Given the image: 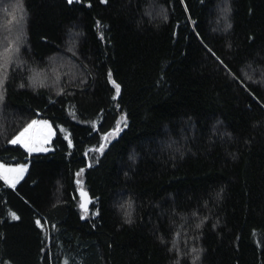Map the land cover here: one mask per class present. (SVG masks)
I'll return each instance as SVG.
<instances>
[{
	"label": "trees",
	"instance_id": "16d2710c",
	"mask_svg": "<svg viewBox=\"0 0 264 264\" xmlns=\"http://www.w3.org/2000/svg\"><path fill=\"white\" fill-rule=\"evenodd\" d=\"M0 94V264H264V0H0Z\"/></svg>",
	"mask_w": 264,
	"mask_h": 264
},
{
	"label": "rangeland",
	"instance_id": "374dc122",
	"mask_svg": "<svg viewBox=\"0 0 264 264\" xmlns=\"http://www.w3.org/2000/svg\"><path fill=\"white\" fill-rule=\"evenodd\" d=\"M33 122L35 123L33 124ZM30 125L31 127H29ZM25 129H27L26 132ZM22 132H24V135L23 137H21L19 144L25 147L29 152H37V151L44 152L49 150L50 141L55 133L54 128L51 125L50 121L43 118L41 119L36 118L32 120L14 138L19 136L20 133ZM0 166H2L0 167V176L6 183L11 185L16 184L18 179L23 177L28 167L27 163L6 164L1 161H0ZM20 168L24 169L22 173L19 171H11V172L5 171V169H20Z\"/></svg>",
	"mask_w": 264,
	"mask_h": 264
},
{
	"label": "snow or ice",
	"instance_id": "6c2138e0",
	"mask_svg": "<svg viewBox=\"0 0 264 264\" xmlns=\"http://www.w3.org/2000/svg\"><path fill=\"white\" fill-rule=\"evenodd\" d=\"M68 2H69V3H72L73 0H68ZM102 2H106V0H102ZM109 79L111 80V72H109ZM112 83L115 85V87H116V91H117V95H118V94H119V85H118V84H115V81H112ZM2 99H3V96H2V94H0V100H2ZM34 123H35V122H33V124H34ZM29 127H31V125H30ZM120 130H121V129H120L119 127H117L116 130H115V132L113 133V135L117 134ZM26 131H27V129H25V132H26ZM23 135H24V132L20 133V135L17 136L16 138H14L13 140H11L10 143H12V144L19 143V142H20V139H21V137H23ZM102 147H103V146H102ZM30 150H31V149H30ZM37 150H40V149H37ZM45 150H46V149H45ZM101 150H102V148H101ZM0 167H2V166H0ZM5 171H7V172H11V171H19V172L22 173V172L24 171V169H23V168H20V169H5ZM81 171H83V170H81ZM77 175H79V173H78ZM5 178H6V177H5ZM80 207H81V208H84L85 206H84V204H81ZM12 215H13V218H14V219L17 218V217L15 216L14 213H13ZM85 215H87V212H85ZM82 218H83V217H82ZM37 223L39 224L40 222L37 221ZM198 227H199V226H198ZM193 251H195V249H193ZM66 264H67V262H66Z\"/></svg>",
	"mask_w": 264,
	"mask_h": 264
},
{
	"label": "water",
	"instance_id": "95a60500",
	"mask_svg": "<svg viewBox=\"0 0 264 264\" xmlns=\"http://www.w3.org/2000/svg\"><path fill=\"white\" fill-rule=\"evenodd\" d=\"M68 2V0H66ZM68 4H70L68 2ZM89 165V164H88ZM79 183V181H78ZM79 192H80V196H81V204H84V209H87L90 205V202H91V197L90 195L88 194V192L86 190H84L83 188H79Z\"/></svg>",
	"mask_w": 264,
	"mask_h": 264
},
{
	"label": "crops",
	"instance_id": "0c3cea01",
	"mask_svg": "<svg viewBox=\"0 0 264 264\" xmlns=\"http://www.w3.org/2000/svg\"><path fill=\"white\" fill-rule=\"evenodd\" d=\"M27 165H28V164H27ZM26 171H27V170H26ZM23 176H24V175H23ZM21 178H22V177H21ZM21 178H19V179H18V181H20V180H21ZM18 181H17V182H18ZM9 185H11V184H9ZM14 185H15V184H14ZM14 185H11V186H14Z\"/></svg>",
	"mask_w": 264,
	"mask_h": 264
}]
</instances>
